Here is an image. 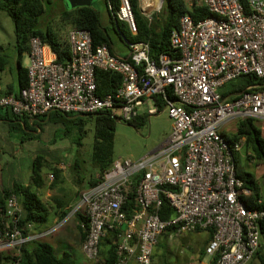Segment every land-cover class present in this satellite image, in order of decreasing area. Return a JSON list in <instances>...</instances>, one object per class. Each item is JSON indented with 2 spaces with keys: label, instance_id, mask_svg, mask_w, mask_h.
I'll return each instance as SVG.
<instances>
[{
  "label": "built area",
  "instance_id": "built-area-1",
  "mask_svg": "<svg viewBox=\"0 0 264 264\" xmlns=\"http://www.w3.org/2000/svg\"><path fill=\"white\" fill-rule=\"evenodd\" d=\"M202 2L210 17L195 21L184 15L172 34L177 57L162 54L154 61L148 44L132 43L129 60L118 58L105 44L94 47L88 31L71 30L65 64L58 63L41 39L32 38L25 54L26 86L7 94L0 85V112L28 120L53 112H110L129 124L139 118V107L150 100L163 102L172 121L167 138L139 159H115L96 177L94 187L80 192L70 215L82 210L87 216L81 244L87 260L98 259L99 244L108 232L116 236V264H153L155 249L168 230L171 238L208 233L206 255L214 264H248L260 249L264 183L259 181L262 191L254 198L235 163L246 138L231 143L224 130L249 119L261 125L264 134V0ZM130 12L122 3L119 18L135 34ZM97 71L119 75V88L99 97ZM243 77L255 82L243 92L222 95L226 85ZM131 195L132 212L127 206ZM165 202L173 213L167 220L161 218ZM21 214L18 198L11 194L0 231V253L13 255L11 264H20L23 245L50 233L23 236Z\"/></svg>",
  "mask_w": 264,
  "mask_h": 264
},
{
  "label": "trees",
  "instance_id": "trees-1",
  "mask_svg": "<svg viewBox=\"0 0 264 264\" xmlns=\"http://www.w3.org/2000/svg\"><path fill=\"white\" fill-rule=\"evenodd\" d=\"M127 1L136 29L135 34L131 33L127 23L119 18V12L123 3L122 0H104L107 25H104L99 12L91 6L62 11L56 25L50 21L44 28L40 27V19L44 15V3L49 2L48 0H0V12L5 13L12 20L15 36L16 65L14 72L16 80L14 85L6 86V93L16 92L26 86L27 75L25 68L21 66V58L28 52L29 41L32 38L41 39L56 54L58 63L65 64L70 59V50L67 42V34L69 31H88L94 47L105 44L110 52L114 54L115 43L111 37L112 32L126 48L132 43L148 44L150 58L157 61L162 54L173 55L174 50L171 45V37L173 32L179 29L182 16L188 14L195 21H200L211 15L202 0H192L191 6L188 5L186 0H163L161 10L153 13L151 17L145 16L142 13L139 0ZM173 56L177 57V55ZM121 58L129 60L128 56ZM7 66V58L0 55V73ZM95 81L97 95L101 98L114 93L121 83L119 75L103 71L96 72ZM254 82V78L252 77H243L226 85L221 93L223 96H227L231 93L243 92ZM260 84H264V82L260 81ZM155 101L158 103L159 110H161L164 106L162 105V100L155 99ZM74 116L53 112L49 115L47 121L61 124L65 127V132H67L69 127L74 126L78 129L80 136H82L87 119L73 118ZM46 117L44 116L42 118L45 119ZM113 118L114 116L110 112H101L95 117H89L93 125V144L89 162L96 173L95 175L101 176L116 159L113 151L116 123ZM2 120L8 121L12 129L22 128V125H20L22 121L23 128L27 129L26 121L28 119L24 117L16 118L8 112H0V121ZM141 121L143 122V119ZM134 123H136V120L129 124L136 127ZM31 137L29 136V138ZM242 137L246 138L244 150L248 151L247 154L251 151L253 155V157L247 155L248 159L253 158L256 160L257 165H264V134L255 121L247 119L239 122L237 133L233 137H228L224 134V138L231 143ZM53 162L47 161L45 155H38L32 160L31 186L36 188L42 187L44 178L41 171L44 168L53 176V180L58 179L61 171L57 166L60 162L58 159L53 160ZM235 163L238 177L251 189L254 198L259 197L262 191L261 186H259V179L244 168L239 154H235ZM77 168H79V161L73 160L71 171ZM72 179H74L75 184L79 185L85 181V177L81 178L76 175ZM96 184L97 178L90 176L87 181V188L94 187ZM31 186L27 185L25 187L15 183L10 190H0V231L3 228L2 222L4 220L2 216L6 208V201L11 194L18 198L22 208L19 229L23 236H29L31 234L29 227L32 226L35 230H38L46 224L48 216H51L50 205L42 202L36 194L32 193L30 191ZM127 206L128 210L132 212L135 207L134 197L132 195L129 197ZM71 210L72 208L69 211H63L59 219L63 220ZM130 212L127 213L128 216ZM73 216L77 222L80 243L82 244L88 228V219L82 210H77ZM170 217H173V213H171L167 202H165L161 218L167 220ZM260 231L261 243L264 241V221L260 224ZM167 232L163 235L166 240L169 239L171 231L168 230ZM42 240L41 238L30 241L22 246L20 264H74L68 253L57 257L53 247ZM115 242V234L111 232L106 233L99 244V256L94 261L95 264H116ZM261 249L262 246L260 244V249L254 258L259 259L260 264H264ZM203 254H206V250ZM12 259V254L0 253V264H11Z\"/></svg>",
  "mask_w": 264,
  "mask_h": 264
},
{
  "label": "rangeland",
  "instance_id": "rangeland-1",
  "mask_svg": "<svg viewBox=\"0 0 264 264\" xmlns=\"http://www.w3.org/2000/svg\"><path fill=\"white\" fill-rule=\"evenodd\" d=\"M48 1L44 3V15L40 19L41 28H44L50 21L56 25L62 11L82 7L75 0ZM146 1L148 0L139 1L140 9L145 16L151 17L153 13L161 10V0H152L150 4ZM186 2L191 6L192 0H186ZM92 6L99 12L104 25H107L104 0H96ZM111 37L115 43V48L124 51L123 44L118 41L112 32ZM0 55L5 56L8 60V66L0 73V84L2 87L14 85L16 80L14 72L16 65L14 25L12 20L3 12H0ZM21 66L22 68L28 66L26 55L21 58ZM155 106L154 102L150 100L149 105L137 109L139 118L143 119V122L136 119V123H134L136 127L132 125L134 128L116 123L113 148L116 159H139L157 148L170 134L172 121L167 111L157 110ZM157 111L160 113L158 114ZM86 119L82 136H80L76 127L71 126L65 132V127L61 124L53 121L48 122L46 118H37L33 124L27 120V129L23 128L22 121L20 123L22 128L19 129H12L8 121H0V165L3 166L7 163L10 166L19 165L21 168L26 169L27 166L32 165V160L36 156L45 155L49 162L58 159L59 164L65 167L66 175H69L71 181L74 180L72 178L76 175L81 178L85 177L87 183L90 176H96V173L89 162L93 144V125L92 120ZM258 126L261 129V125L258 124ZM224 131L228 137H233L237 132V125L232 124ZM29 136L32 137L29 138ZM247 152L243 150L240 154L242 165L247 171L253 173L260 182L264 183V165H257L256 160L249 161L251 159H248L247 155L251 157L253 155L251 151L248 154ZM73 160L79 161V168L71 171ZM41 172L43 176L49 173L45 168ZM15 176L18 177V175ZM66 198L71 199V195L69 194ZM73 201L70 212L76 208L78 203L76 198ZM51 222L52 217L49 215L43 228L48 229L47 231H50V233L42 241L53 247L57 257L68 253L74 264H95L94 261L87 260L78 249L77 239L79 235L73 215H70L66 221L55 224ZM206 238L207 233L205 232L200 235L184 234L182 237H172L168 240L161 236L160 246L156 248L153 264H198V251L202 248V242ZM165 244L170 245L172 251L166 250ZM261 246V256L264 258V241L261 242ZM160 252L161 255H157ZM209 259L208 256H205L204 262L207 263ZM248 264H260V260L254 258Z\"/></svg>",
  "mask_w": 264,
  "mask_h": 264
},
{
  "label": "crops",
  "instance_id": "crops-1",
  "mask_svg": "<svg viewBox=\"0 0 264 264\" xmlns=\"http://www.w3.org/2000/svg\"><path fill=\"white\" fill-rule=\"evenodd\" d=\"M151 2H152V0L146 1V3H148V4H150ZM124 49L125 50L122 51L121 49L114 47V52H115L114 54L116 55V57L117 56H118V58L119 57L120 58L125 57V56L127 57L128 56V48H126L124 46ZM151 101H153L154 104L156 106H158V103L155 100H151ZM148 105H149V102H148ZM157 109H159V106ZM162 110L165 111V108L163 107ZM162 110H160V111H162ZM157 113L159 114L160 112L157 111ZM28 121L32 124L35 122V120H28ZM57 168L61 171L58 179H56V180L50 179L49 176L51 174L47 173L46 175L43 176L44 184L42 185V187L36 188V187L31 186V184H30V177H31V172H32L31 166H27L26 169H23V167L21 168L19 165L10 166L7 163H5V165H3V166L0 165V190H2V189L10 190V189H12V187L15 183L20 184V185L25 186V187L27 185H30L31 186L30 191L32 193L36 194V196L42 202L48 203L50 205L51 217H52L51 223L55 224V223H58L60 221H66L70 217L71 212H69L63 220L59 219L60 215L62 214L63 211H69L72 208V205L74 202L73 199L76 198V200H79L78 194L80 192H83L84 190H86V188L88 186H87V183L85 181L80 185L75 184V182H72L73 180L71 181V178L69 177V175H66L67 171L65 170V167L62 164H59L57 166ZM19 173H20V176H19ZM15 175H18V177H16ZM96 176H98V175H96ZM69 194L71 195V199L66 198ZM76 229H77V222H76ZM47 230L43 227H40L38 230H35V228H33L31 226V227H29V232L31 233L29 236L39 235L41 233L48 232ZM77 231H78V229H77ZM187 234L200 235L203 233H187ZM187 234H185V235H187ZM78 235L79 236L77 239L78 240L77 245H78V249L81 252V243H80L79 232H78ZM182 236H184V235H182ZM45 237H43L42 239H44ZM169 238H171V237H169ZM210 240H211V237L207 233V238L204 240V242H202V248L198 251V255H197V261L199 262L198 264H213L214 263L213 258H211L209 256H208L210 258L209 261L207 263L204 262V257L207 255L203 254V252H205L206 247L208 246ZM31 241H34V239ZM203 244L205 245V247ZM158 246H160L159 243H158ZM171 246H173V245H171ZM165 249L172 251V247H170V245H167V244H165ZM155 255H156V249L154 252V256ZM157 255H161V252L158 253ZM154 256H153V261H154Z\"/></svg>",
  "mask_w": 264,
  "mask_h": 264
},
{
  "label": "water",
  "instance_id": "water-1",
  "mask_svg": "<svg viewBox=\"0 0 264 264\" xmlns=\"http://www.w3.org/2000/svg\"><path fill=\"white\" fill-rule=\"evenodd\" d=\"M76 2H77V4L79 5V6H82V7H91L92 6V4L96 1V0H75ZM122 2L124 3V4H126L128 7H129V4H128V1L127 0H122ZM162 4H163V0H161V5H160V7L162 6ZM130 14H131V12H130ZM131 16H132V14H131ZM123 19H125V18H123ZM132 23H133V25H134V21H133V17H132ZM96 115H94V116H88V115H85V114H78V115H75L73 118H89V117H95ZM48 118H49V115L46 117V119L48 120ZM33 120H35V119H33ZM113 120L115 121V123H120V124H124V123H122L117 117H114L113 118ZM125 126H129V127H133L132 125H130V124H124ZM134 128V127H133Z\"/></svg>",
  "mask_w": 264,
  "mask_h": 264
},
{
  "label": "bare ground",
  "instance_id": "bare-ground-1",
  "mask_svg": "<svg viewBox=\"0 0 264 264\" xmlns=\"http://www.w3.org/2000/svg\"><path fill=\"white\" fill-rule=\"evenodd\" d=\"M122 13L123 14H126L127 13L126 10H125V7L122 9Z\"/></svg>",
  "mask_w": 264,
  "mask_h": 264
}]
</instances>
